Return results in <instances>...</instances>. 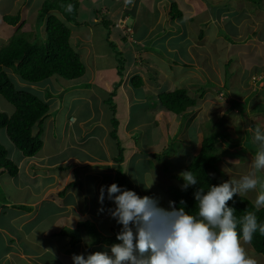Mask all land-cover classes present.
Returning a JSON list of instances; mask_svg holds the SVG:
<instances>
[{
  "label": "rangeland",
  "instance_id": "obj_1",
  "mask_svg": "<svg viewBox=\"0 0 264 264\" xmlns=\"http://www.w3.org/2000/svg\"><path fill=\"white\" fill-rule=\"evenodd\" d=\"M118 1L120 3L117 5L118 7H116L114 13L113 10L111 11L110 8L108 9V11L113 14V28L117 26L119 29H123L124 32L133 31L130 25L133 18L131 17L128 19V16L124 13L127 0ZM165 1L166 0H163V2ZM150 2L154 3L155 0H151ZM176 2H178L180 9L187 10L186 4L184 3L186 2L185 0H176ZM38 3L39 1L36 0V6H38ZM90 5L91 0L80 1L79 10H77V16L75 18L77 21L81 22L84 20L81 19L84 18V15L90 14ZM2 8H9L7 0L3 2L0 1V10ZM167 10L165 12L162 11L161 19L169 17V11ZM16 13L15 11L10 14ZM163 13H165V16ZM56 14L66 25L69 24L63 15L60 13ZM189 14L192 16V21L187 19L189 16L188 14L185 15L183 19L176 18L175 20L176 22L180 21L182 23V33H178L179 30L177 31L178 34L165 36L164 33L162 39H152L146 44L153 45L156 43L155 52L162 54L166 51L169 53L163 61L158 58L159 64L162 65L164 69L158 70L163 75V77L160 76L157 78V84L159 85L158 92L165 91L167 88L169 90L185 88L191 96L197 100L199 99L198 104L185 112V114L189 115L197 111V107L200 103L201 107L203 106L199 114L200 117H195L194 121L190 123L187 118L188 115H177L169 111L168 114L170 117H168L166 121H162L161 118L159 119V109L156 102H154V98L149 97L144 103L133 102L130 113L135 119H138L137 124H139L138 129L134 131L133 139L137 141V145L140 146L141 149H136L137 152L130 163V167H134L132 169L134 172L133 177L128 178L125 172L121 171L122 175L118 173V177L116 178V181H121L122 177L125 178L129 188L141 196L149 195L159 198L160 205L165 208L169 206V201H172L167 190L168 187H176L184 183L179 174L186 170L185 167L193 159V156L197 152L193 146L198 145L202 136L212 132L221 134V137L223 136V139L226 138L229 144L223 148L221 147V140L223 139H217L215 143L218 149L217 152H221L225 149L226 156L224 157H228V159L229 157H233L230 155V139H235L233 135L235 132L230 130L235 129V131H237V128L241 127L243 124H247L248 117L250 116L247 108L248 105L250 108L252 107V104L249 103V98L241 103L242 98H244L246 94L249 95L250 92H254L256 89L253 88L259 85V81L264 76V0L259 1L257 4L246 0H198L194 6V10L190 11ZM32 18L33 17H30V19ZM33 22H31L32 25ZM71 24H75L71 26L74 30L78 23L71 22ZM11 30H13L14 33L15 27L8 25L0 18V46L6 44L7 40L11 37ZM32 30L30 36H28L30 41L44 44L46 40L44 25H39L38 22H34ZM175 30L176 29L173 28L174 32ZM101 32H103L102 29H99L97 32L98 34H93V44L99 45L102 43L104 50H110L113 54L117 53V56L123 59L124 56L121 52H124L126 47L124 45H118L117 40H106V38H103L104 35L100 34ZM163 32L164 30H162V33ZM130 38V35L127 36V40H130ZM113 41L115 44L114 47L111 46ZM106 43H108V45H106ZM118 61L120 62V59H118ZM184 63H188L189 65ZM162 67L160 66V68ZM169 67H173V70L171 71ZM6 71L17 88L28 90L38 94L40 97H44V94L42 95L44 91L40 87L42 84H45L44 81L32 84L23 81L13 70L6 69ZM172 73L175 74L173 75ZM150 75L149 73L147 77H145L147 79V85H143L145 89L140 88L142 86L134 88L130 84L129 86L127 85L128 87L126 86V88L129 96L134 95L137 99L145 95L146 92L144 90L147 88L149 90H146L148 92L146 94H154V92H149L150 90L154 91V88L149 85ZM145 78L143 77L142 82L146 80ZM52 80L53 79H51V81ZM79 82L84 83V80H79ZM171 83L173 84L170 85ZM262 85L263 83H261V86ZM52 89L53 87L50 85L47 86V91L45 93L49 94ZM260 90H262V88H260ZM225 91L226 93H224ZM242 91H244V94L239 95ZM64 98V93H61L60 96L52 98L50 103L54 104ZM258 98H260V96H258ZM251 99H253V97ZM232 101L233 103H231ZM109 102L112 103L113 101ZM234 107L238 109L239 114L233 111ZM11 108H13L12 105L0 95V110L10 114L12 112ZM116 109L118 110V107H116ZM134 123L133 121L131 122V124ZM198 129L200 133H198ZM37 130L38 127L36 126L34 132H37ZM184 132L186 133L184 134ZM237 134H239V131ZM252 135V133L249 134L251 139L247 138L246 145L242 144L241 147L252 148L256 153L258 145L253 142ZM165 138L167 139L164 142ZM0 141L6 147L9 158L19 167V172L15 177L9 176L7 172L2 173L1 176L4 174V177L2 179L0 178V190L2 192H0V200H3L2 194L6 197V185L8 182L9 187L11 186L10 184L17 183L19 184V188L22 187V189L24 188L23 186L27 184L29 190L27 188L21 189L22 191H18V193L25 194L28 192L26 195H28L27 199H30V201L31 199L34 201L37 198L33 195L34 193L38 194L39 200L30 203V205L34 207V210L37 209V203L39 201L46 203V201L52 200V197L58 202H61V200L64 202H74L76 200V204L73 207L77 215L73 211L70 222L74 225V229H72L71 232L76 234L75 240L80 239V242L74 244V249L67 250V252L64 253V255L71 254V260H68L67 264H73V254L84 253L86 255L96 251H108L110 254V246L106 245V243L90 246L93 236L88 229L85 228L87 227L86 224L82 223L80 225V223L82 221L91 223L102 235H116L120 230L121 226L117 224L113 218H107V209L114 206L112 202L106 198L104 205H101L100 202L96 203V201L99 200L100 187L102 185L108 186L111 184L115 173L113 169L117 165L111 163L108 168L101 169L103 172H108L109 175H104L105 177L101 175L103 178H98V176L90 174L91 172H84L85 170L76 169L72 171L73 166L70 161H62L60 164L65 165L62 167L66 169V171L64 170L60 173V170H58L55 165L51 167L45 166V163L40 164L38 160L31 157H24L9 139L4 129H0ZM150 142L158 148L157 150L161 149L159 153L166 145V147H169L167 153H163L161 159L160 156H158V160L152 158V156L146 155L147 152L143 150V146L150 144ZM238 142L239 141L232 143V145L238 144ZM55 148L52 139H46L40 151L32 157H38L42 152H45L44 154H50L49 161L51 163L56 162L60 157L54 154ZM234 154H237V151ZM237 157L244 160V168L247 174L251 169L248 170V163H245L243 154H237ZM251 159L252 157L250 156L249 160ZM50 162H47V164ZM230 162H233L231 164L232 166L236 164V161H233V159ZM225 165L228 166L227 168H229L230 172L233 171L229 166L230 163L225 162ZM67 167H69V169H67ZM220 168L224 170L225 167L221 166ZM55 171H57L56 177L53 175ZM153 173H155L156 182L151 189H145L142 182L145 184L151 182ZM241 174H243V172H241ZM227 175L231 177L233 174L227 173ZM261 175H264V173ZM96 179H99V183L101 182L102 185L98 184L92 187V183L94 185L95 182L98 183L95 181ZM79 180H82L83 186L74 187L77 184L79 185ZM69 184L73 187L72 191L74 193L68 191L71 189L68 186ZM63 189L66 190V197L58 194V192ZM68 193L71 194L69 195ZM14 194L16 195V192H9V197L15 198ZM242 196L254 202L257 191H249ZM9 201L11 202V199H9ZM1 204L2 203H0V209H2L0 210V225L5 226L8 224L9 220L5 212H9L10 216L15 211H18V209H14L10 206L9 208L1 207ZM50 205H52V202ZM100 205L104 208V211L96 212L95 209H100L96 208V206ZM19 212L21 213V211ZM41 221L38 224H40ZM66 224L67 222L63 221V225H59L62 232L69 231L70 226ZM88 227L91 228L92 226L88 225ZM112 227L115 228V230L111 233L110 228ZM16 236L19 237L18 239L22 241V245L25 247L30 249L33 247L32 244L24 239L20 232ZM244 247L246 253L255 259L258 264L263 263L264 259L262 255L256 253L250 244L244 245ZM64 250L65 248L63 247L61 251L63 252ZM31 251L39 255L37 256L38 258L36 257V262L37 260H43L44 255H47V252L43 253L42 250L37 252L31 249ZM259 256H261L262 259L258 261L256 258ZM9 261L11 264H23L22 259H17L13 255L9 257ZM8 262L2 264H9ZM55 263L61 264L59 262Z\"/></svg>",
  "mask_w": 264,
  "mask_h": 264
},
{
  "label": "crops",
  "instance_id": "obj_2",
  "mask_svg": "<svg viewBox=\"0 0 264 264\" xmlns=\"http://www.w3.org/2000/svg\"><path fill=\"white\" fill-rule=\"evenodd\" d=\"M0 1L3 2L5 0ZM38 1V6H36V0H7L9 8H2L0 10V18L3 20V15L10 14L15 11L17 13L19 12L21 19L25 21L22 26V30L32 32L34 22H37V10H39L44 0ZM80 1L82 2L83 0ZM150 1L151 0H138L137 3L134 2L135 4L131 7H127L128 5L126 6V9L134 10L133 15L128 16V19L131 17L133 18V21L131 22L134 31L132 40H127L126 38L121 37L116 28H113V14L112 12H109L108 9L110 8L114 13L116 7H118L117 5L120 3L118 0H91L90 14L84 15V18H81L84 19L81 21L84 23L79 25L77 24L76 28L73 30L71 26L75 24H71V22H69V43L70 46L78 53L80 60L83 62L85 72L81 77L74 79H65L58 75H52L48 80L44 81L45 84L40 86L44 91L42 93V95L44 94V97L42 96L41 98L48 101L50 104L48 115L41 124L42 142L44 143L46 139H52L54 146L56 147L54 154L59 156L60 159L51 163L49 161L50 154H44L45 152H42V154L38 157L35 156L31 158L38 160V163L40 164L45 163V166L51 167L55 165V167L60 170V173L64 170L66 171V169H63L65 165L60 164V162L70 161L73 166L72 171L76 169L85 170L84 172H91L90 174L98 176V178H103L104 175L108 174V172H103L101 169L108 168L109 164L112 163L117 166L113 169L115 173L111 184L117 182L116 178L118 177L117 172L119 170L124 171L128 178L133 177L134 172L132 169L134 167L131 168L130 163L137 152L136 149H141V147L138 146L137 141L133 139L134 131L138 129L139 124H137L138 119H135V117L130 113L132 103H144L149 99V97L154 98V102H156L159 109V119L161 118L162 121H166L168 117H170L168 114L169 111L159 104L158 94L160 92H158L159 85L157 84V78L160 76L163 77V75L158 71L159 69H163L162 65L159 64L158 58L163 61L169 53L165 51L164 53L159 54L155 52L156 43L153 45H148L146 43L152 39H162V35H164V33L165 36H167L176 34L178 30V33H182L183 31L181 28L182 23L180 21L176 22V19L169 18L170 15H168L169 17H166L165 19L160 18L162 11L165 12L167 8V11H170V3L173 0H166L165 2H163V0H155L154 3H151ZM185 1L186 2L184 3L186 4L187 10L185 11L181 9L183 12L181 19L188 14L189 16L187 19L192 21L193 19L189 12L194 10V6L198 0ZM99 8H101V10ZM96 9H99L98 12ZM163 14L165 16V13ZM103 15H106L108 19L111 20V23H109L107 27L102 22ZM30 17L33 18L30 19ZM29 21H34L33 25ZM173 28L176 29L175 32L173 31ZM99 29H102L103 31L100 33L104 35L103 38H106V40L108 39L109 41L117 40L118 45H124L126 47L124 52H121L124 56L123 59L117 56V53L113 54L110 50H104L102 43L99 45L93 44L92 36L93 34H98L97 32ZM162 30H164L163 33ZM11 32L13 34V30H11ZM106 45H108V43H106ZM111 46H115L114 41L111 43ZM118 59H120V62ZM160 66L162 68H160ZM169 69L172 71L173 67H169ZM149 73L151 74L149 76V85L154 88V91L150 90L149 92H154V94H146L148 93L146 90H149L147 88L144 90L146 92L145 95H142L137 99L134 95L129 96L126 86H129L130 84L134 88H139L140 86H142L140 88H144L143 85H147V79L145 77H147ZM172 74L174 75L175 73ZM136 76L141 79V81H143V77L146 79L137 87L132 84V82H136L138 80ZM51 79L53 80L51 81ZM79 80H84V83L79 82ZM261 83H263L262 86ZM172 84L173 83L170 85ZM49 85L53 87V89L49 92V94H47L45 92L47 91V86ZM260 88H262V90H260ZM253 89L256 90L254 92L252 91L253 93L250 92L249 95L246 94L247 96L245 95V97L242 98V101L238 99L242 103L245 99L249 98V103L252 104V107L250 108L248 105L247 108V111L250 114L247 124H243L241 127L237 128V131H235V129L230 130L235 132L233 134L235 139H230V155L233 157H229L228 159V157H224L226 156L224 155L217 162L218 168L223 172L226 179H239L241 175L243 176L246 174V169L244 168L243 163L244 160L239 159L237 154H243L245 163H248V170L251 169V160H249V157H253L255 152L252 148H242L241 146L242 144L246 145L247 138L251 139L249 134H254L257 127L264 131V76L259 81V85ZM170 90L168 88L165 89V91ZM244 91H242L239 95H243ZM61 93H64L65 98L51 104L50 100L54 97L60 96ZM258 96H260V98H258ZM252 97L253 99L258 100H253L251 99ZM109 101L113 102L110 103ZM233 101L231 103H233ZM198 102L199 99L197 100L196 105ZM116 107H118V110ZM202 108L203 106L201 107V104L199 103L197 111H194L189 115H183H188L187 118L191 123L194 121L195 117H200L199 114L201 113ZM13 110L14 107L11 108L12 112ZM189 110L190 109L187 111ZM233 111L239 114L236 107L233 108ZM132 121L136 124H131ZM238 131L239 134H237ZM185 133L186 132H184V134ZM198 133H200L199 129ZM166 139L167 138H165L164 142ZM237 141H239L238 144L232 145V143ZM199 143L198 145L193 146L195 150H197ZM221 143V147L223 148L229 144L227 143L226 138L221 140ZM120 148H122V160L118 161L117 158L121 153ZM143 148V150L147 152L146 155L157 159L153 156V154L163 155V153H167L166 149L169 147H166L165 145L159 153V150L161 149L157 150L158 148L150 142V144L143 146ZM236 151L237 154H234ZM232 159L233 161H236L234 166H232V163L230 162ZM47 162L50 163L47 164ZM225 162L230 163L229 166L233 171H229ZM221 166L225 167L224 170L220 168ZM67 169H69V167H67ZM241 172H243V174H241ZM227 173H231L233 175L230 177ZM1 175L0 178L2 179L4 174L3 176ZM53 175L56 177L57 171H55ZM123 179L126 181L125 178ZM95 181L98 183L95 182V185L92 183V187H95L98 184L102 185L101 182L99 183V179H96ZM10 185L11 186L9 187V182L6 185L7 202L4 204L2 203V206L6 205L8 207H5L9 208L10 204H26L31 206L32 209L29 212L18 210L10 216L9 212H5V214L8 215L9 220L7 225H0V263L2 264L4 262H8L9 257L13 255L17 259H22L23 264H56L55 262L67 264L68 260H71V254L64 255V253L67 252V250L74 249L73 239L70 236L72 229H74V225H72L70 221L73 211L77 215V212L73 207L76 204V200L74 202H64L62 200L61 202H58L52 197V200L46 201V203L39 201L37 203V209L34 210V207L30 205V203H34L39 200L38 194L34 193L33 195L37 198L34 201H32V199L30 201V199H27L28 195H26L28 192L25 194L18 193V191L20 192L25 188L29 190V186L27 184L23 186V189L22 187L19 188V184L17 183ZM68 186L71 188L68 191L73 192V187H71L70 184ZM76 186H83L82 180H79V185L77 184L74 187ZM12 191L16 192V195L14 194L15 198L9 197V192ZM65 191L66 190L63 189L59 191L58 194L60 196H67ZM68 194L70 195L71 193ZM87 197L89 198L88 195ZM9 199H11V202ZM51 202L53 206L50 205ZM96 203H99V200H97ZM96 208H101V205L96 206ZM19 211H21V213ZM95 211L99 212V209H95ZM107 218L111 217L107 215ZM39 220H42L40 224H38L40 222ZM63 221L67 222L66 225L70 226L69 231L67 230L66 232H62L60 230L61 227L59 225L62 226ZM113 230H115V228H110L111 233ZM19 232L28 243L33 245L31 249L36 250L37 252L40 250H42L43 253L47 252V255H44L43 260H37L36 262V257L39 255L34 251H31L30 248L22 245V241L18 239V236H16ZM63 247L65 250L62 252L61 250ZM258 254L262 255L261 253ZM259 257L256 258L258 261L259 259H262V257L264 259L263 255L262 257ZM8 263L11 264L10 261ZM262 264H264V261Z\"/></svg>",
  "mask_w": 264,
  "mask_h": 264
},
{
  "label": "trees",
  "instance_id": "obj_3",
  "mask_svg": "<svg viewBox=\"0 0 264 264\" xmlns=\"http://www.w3.org/2000/svg\"><path fill=\"white\" fill-rule=\"evenodd\" d=\"M137 1L127 0V7H131ZM246 1L257 4L261 0ZM79 3L80 0H44L42 2L36 20L39 25L43 24L45 27L46 40L44 44L30 41L28 36L31 32L22 30L25 21L21 19L19 12L6 14L2 17L7 24L15 26V32L6 44L0 46V95L14 107V110L10 114L0 110V129L6 131L9 139L24 157L34 156L42 147L41 124L48 115L50 104L34 92L17 88L6 69L13 70L23 81L32 84L48 80L52 75H58L65 79L81 77L85 72V66L78 53L69 45L70 27L56 14L63 15L67 22L84 23L75 19ZM69 5L72 6V11L67 10ZM99 9L101 10V8ZM124 13L126 16H132L134 10L126 9ZM168 14L171 19L182 17L183 12L179 8L178 2L171 1ZM102 22L107 27L111 20L103 15ZM116 30L121 37L126 38L123 29L116 26ZM133 33L134 31H132V36ZM141 82V79L138 78L132 84L137 87ZM158 100L160 106L177 115L185 114L188 109L194 108L197 103V99L191 96L185 88L162 91L158 94ZM36 126L38 130L34 132ZM222 137L221 134L216 132L201 137L196 154L185 167L186 170H191L196 175V185L189 186L186 190L181 189L182 184L176 187L169 186L167 189L171 200L176 202L177 207L181 206L180 201L182 199L185 201V210L189 211L190 214H195L198 210L194 198V192L198 188L203 187L207 191L209 185L220 184L229 180L224 177L223 172L217 166V162L226 154L225 150L217 152L218 149L215 145L217 139H223ZM120 150L118 161L122 160V149L120 148ZM167 151L168 149H166ZM153 156L156 158L158 156L162 157L161 154H153ZM18 171V165L9 158L6 147L0 141V175L7 172L9 176L15 177ZM118 173H121V171L119 170ZM115 183L123 188L130 189L123 177L121 181ZM2 199L0 203L7 202L4 194H2ZM9 206L24 212H29L32 209L31 206L26 204H10ZM228 206L235 209L234 215L237 220L247 212H253L257 216L258 223L264 224V207L257 210L255 203L249 198L236 194L232 200L228 201ZM82 223L86 224L87 227L85 228L93 236L90 246L100 243H106L110 246L113 243H119L116 240V235H102L91 223L82 221L80 225ZM88 225L92 227L89 228ZM237 231L241 233L239 224L237 225ZM70 236L73 239V244L79 242L80 239L75 240V233L71 232ZM250 245L254 251L264 256V235H261L259 231L254 234Z\"/></svg>",
  "mask_w": 264,
  "mask_h": 264
},
{
  "label": "clouds",
  "instance_id": "obj_4",
  "mask_svg": "<svg viewBox=\"0 0 264 264\" xmlns=\"http://www.w3.org/2000/svg\"><path fill=\"white\" fill-rule=\"evenodd\" d=\"M67 10L72 11V6ZM123 33L126 39L129 35L133 39L132 31ZM252 139L258 150L251 159V170L239 179L209 185L207 191L198 188L194 192L198 209L195 214L185 210L183 199L180 207L169 201L165 208L159 198L141 196L115 182L101 186L99 202L103 205L106 198L112 202L108 215L121 226L116 234L119 243L110 245V254H73V264H257L244 245L251 243L257 231L264 235V224L258 223L253 212L237 220L235 209L228 206L234 195L257 191L255 207H264V131L257 127ZM179 175L184 181L182 190L197 184L191 170ZM155 178L153 173L151 182H142L145 189L152 188ZM238 224L241 233L237 231Z\"/></svg>",
  "mask_w": 264,
  "mask_h": 264
}]
</instances>
